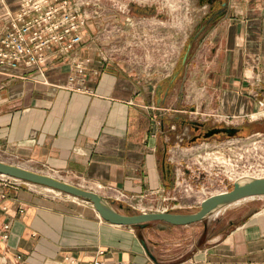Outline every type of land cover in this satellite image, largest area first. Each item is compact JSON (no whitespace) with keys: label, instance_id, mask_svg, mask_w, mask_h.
<instances>
[{"label":"crops","instance_id":"crops-1","mask_svg":"<svg viewBox=\"0 0 264 264\" xmlns=\"http://www.w3.org/2000/svg\"><path fill=\"white\" fill-rule=\"evenodd\" d=\"M85 12V39L70 58L53 47L42 71L0 68V160L108 199L118 190L141 201L154 192L160 201L174 185L163 166L166 126L184 113L178 104L171 109L177 99L163 84L188 37L173 39L160 18L150 27L142 19L139 27L150 30L142 37L97 33ZM78 60L85 62L83 82L71 83ZM186 68V92L208 97L222 117H252L264 108V0H228ZM29 184L16 189L0 177V264H264V205H249L264 197L222 211L235 210L225 232H215L211 219L168 227L173 248L163 250L138 228L104 221L88 201L55 198Z\"/></svg>","mask_w":264,"mask_h":264},{"label":"rangeland","instance_id":"rangeland-1","mask_svg":"<svg viewBox=\"0 0 264 264\" xmlns=\"http://www.w3.org/2000/svg\"><path fill=\"white\" fill-rule=\"evenodd\" d=\"M17 1H13L16 6ZM75 1H80L79 3L82 4L86 0ZM88 1L90 2V6L83 5L82 12L86 13L85 11L88 10L89 12L90 10L92 20L96 22H94L95 24L93 26L94 32L99 33V31L107 28L115 36L121 35L125 31L126 34H133L136 37L140 35L142 37L150 32L148 28L144 30L143 26L139 27L140 22H145L142 19L147 18L148 21L146 23L150 27L152 25V18H160L161 20H165L167 30H171L173 39L183 41V39L188 37L189 42L196 23L200 21L205 11L197 7L193 0ZM133 5L151 7L153 10L141 16L135 15L131 13V7ZM89 7H92V9H89ZM107 25L108 27H106ZM206 36L208 35L205 34L198 38L194 47L193 56L190 60L194 58ZM186 46L182 48V51L180 50L177 64H175V70L170 77L177 71V67L185 54ZM186 71L187 68L185 67L183 75L170 90L173 97L177 99L172 101L171 109H175L176 104H178L184 111L182 116L189 120L206 122L212 126L225 124L246 128V130H243L240 135L232 138H213L197 144H190L187 140L184 142L181 141L184 137L183 134H179L176 137L167 134V160L169 159L167 163L171 165L173 174H175L176 170H181L185 177L188 178L193 189L188 192L178 191L177 201L171 200L166 202L162 200L141 201L137 198L124 202L117 199L118 193L112 192V198L110 200L115 201L117 207H119V204H123L125 209L122 212L125 214H140L144 210L147 212H157L158 210L173 206L176 207L170 212H195L200 209L205 199L212 195L231 190L235 180L240 176L264 178V108H260L257 115H253L252 117L224 118L213 111V108L215 109L216 106L211 107L209 102H205L208 97H197L186 92ZM185 134H187V131H185ZM176 143L180 144V146L178 149H173ZM22 185L28 184L22 183L20 186H11L17 189ZM174 186L175 180L173 187L169 190H172ZM35 188L38 190L41 189L44 193L55 198H66L67 195L44 186H37ZM81 188L94 191L88 186ZM249 205H251L250 208L255 209L263 206L264 200L250 202ZM234 211L229 209L225 214L221 212L214 216V218H211L212 227L218 228L215 232L227 231V218L234 216ZM220 220H223L221 224L219 223ZM207 221L209 222V220ZM205 222H200L198 227L203 226ZM140 233L149 236L154 241L162 242L159 249L171 250L173 248L170 232L160 230L158 224H152L146 229H141ZM177 240H180V237H177ZM166 242L167 244H165ZM159 249L157 248V251Z\"/></svg>","mask_w":264,"mask_h":264},{"label":"built area","instance_id":"built-area-1","mask_svg":"<svg viewBox=\"0 0 264 264\" xmlns=\"http://www.w3.org/2000/svg\"><path fill=\"white\" fill-rule=\"evenodd\" d=\"M86 1L80 4V1L75 0H18L17 9L14 10L8 0H0V68L22 66L42 71L49 62L47 51L53 47L70 58L85 39L89 18L82 12V6H90V2ZM72 59L77 60V57L74 56ZM84 69L85 62L78 60L70 82L82 83L83 79L80 75ZM0 176L9 185L29 184L8 176ZM174 180L175 186L172 190L161 191L162 201H177L178 191L188 192L193 189L181 170H176ZM112 192L118 193L119 201L128 202L130 199H135L123 191L112 190ZM156 194L154 192L150 194L151 201L156 200L153 197ZM175 207H167L157 212H169ZM8 230L9 226H4V231Z\"/></svg>","mask_w":264,"mask_h":264},{"label":"water","instance_id":"water-1","mask_svg":"<svg viewBox=\"0 0 264 264\" xmlns=\"http://www.w3.org/2000/svg\"><path fill=\"white\" fill-rule=\"evenodd\" d=\"M214 2L215 0L209 3L213 4ZM191 123L197 127L205 126V122L192 121ZM240 131L241 128L236 126L225 124L223 126L214 125L204 135V138L209 139L219 134H225L227 137L232 138L237 136ZM167 151L168 146L166 145V154ZM163 166L164 168L166 167V157L163 161ZM0 175L48 187L58 192L88 201L92 203L94 209L100 214L101 218L112 225L146 229L152 224H158V228L162 231L166 230L168 227H183L205 222L243 200L264 197V178L242 176L235 181L231 190L212 195L205 199L200 209L195 212H142L140 214L130 215L121 211L125 207L123 204H119V207H117L115 201H111L95 191L71 185L52 176L1 160ZM141 243L151 259L157 261V258L149 249L148 243L143 237H141Z\"/></svg>","mask_w":264,"mask_h":264},{"label":"flooded vegetation","instance_id":"flooded-vegetation-1","mask_svg":"<svg viewBox=\"0 0 264 264\" xmlns=\"http://www.w3.org/2000/svg\"><path fill=\"white\" fill-rule=\"evenodd\" d=\"M193 1L195 2L197 7H199L202 10H205L203 12L200 21L196 23L193 33H191L192 35L191 37H194L195 40H198L200 36H203L205 34L208 35L211 32V30L215 27V25L218 23V21L226 14L228 10V0H215L213 4H210L209 2L214 0H193ZM151 10H153L151 7H145V6L142 7L140 5H135V6L133 5L131 7V13L140 16L144 13L151 12ZM191 122L192 120H189L184 116L180 117L178 120H172L167 123L166 133L170 136L172 135L175 137L179 134H183L184 137L181 139V141L184 142L187 140L188 143L190 144H197L203 141H209L213 138L227 137L225 134H219L209 139H205L204 135L212 128V125L205 122L204 127H197L193 125ZM243 130H246V128H241V131L238 133V135H240ZM185 131H187V134H185ZM165 170L167 172L170 171V173H172V167L167 162H166ZM124 209L125 207L121 211H124ZM138 229L140 232L141 228Z\"/></svg>","mask_w":264,"mask_h":264},{"label":"trees","instance_id":"trees-1","mask_svg":"<svg viewBox=\"0 0 264 264\" xmlns=\"http://www.w3.org/2000/svg\"><path fill=\"white\" fill-rule=\"evenodd\" d=\"M196 41L197 40H195L194 37H191L189 39V42L187 43V46L185 49V54L182 58V61L179 64V66L177 67V71L174 73V75L172 77H170L169 79H167V81L164 82L163 85H167V88H169V89H167L168 92H170V90L174 86V84L183 75L184 69H185L188 61H190V59L193 56V51H194ZM135 228H137V227H135Z\"/></svg>","mask_w":264,"mask_h":264},{"label":"bare ground","instance_id":"bare-ground-1","mask_svg":"<svg viewBox=\"0 0 264 264\" xmlns=\"http://www.w3.org/2000/svg\"><path fill=\"white\" fill-rule=\"evenodd\" d=\"M254 115H257V113L256 114H254ZM51 189V188H50Z\"/></svg>","mask_w":264,"mask_h":264}]
</instances>
